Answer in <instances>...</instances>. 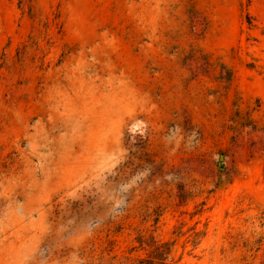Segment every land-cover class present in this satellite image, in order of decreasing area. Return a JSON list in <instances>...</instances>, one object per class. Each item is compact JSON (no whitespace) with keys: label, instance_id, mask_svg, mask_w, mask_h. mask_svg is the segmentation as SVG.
Segmentation results:
<instances>
[{"label":"rangeland","instance_id":"rangeland-1","mask_svg":"<svg viewBox=\"0 0 264 264\" xmlns=\"http://www.w3.org/2000/svg\"><path fill=\"white\" fill-rule=\"evenodd\" d=\"M264 261V0H0V264Z\"/></svg>","mask_w":264,"mask_h":264},{"label":"trees","instance_id":"trees-1","mask_svg":"<svg viewBox=\"0 0 264 264\" xmlns=\"http://www.w3.org/2000/svg\"><path fill=\"white\" fill-rule=\"evenodd\" d=\"M162 246H157L150 254L145 257H142L138 260L136 264H175L171 261H168V251H164ZM260 264H264L262 261Z\"/></svg>","mask_w":264,"mask_h":264}]
</instances>
